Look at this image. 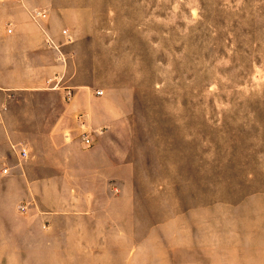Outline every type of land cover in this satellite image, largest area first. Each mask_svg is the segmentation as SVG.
<instances>
[{"label": "rangeland", "instance_id": "1", "mask_svg": "<svg viewBox=\"0 0 264 264\" xmlns=\"http://www.w3.org/2000/svg\"><path fill=\"white\" fill-rule=\"evenodd\" d=\"M27 3L60 18L75 82L126 124L95 168L39 170L25 200L0 175V264H264V0ZM7 100L14 118L60 109Z\"/></svg>", "mask_w": 264, "mask_h": 264}, {"label": "crops", "instance_id": "2", "mask_svg": "<svg viewBox=\"0 0 264 264\" xmlns=\"http://www.w3.org/2000/svg\"><path fill=\"white\" fill-rule=\"evenodd\" d=\"M35 10L44 11L47 19L34 21L31 13ZM59 20L45 9L31 7L27 0H0V175L13 183L21 200L27 198L30 188L48 185L39 177L58 175L68 162L87 160L81 168H95L97 156L103 154L95 144L98 137L108 140L115 129L126 124L115 119L111 94L100 90L103 94L98 95L94 83L75 82L71 64L77 44L69 30L58 26ZM68 89L73 95L65 102ZM34 93L55 97L60 109L45 111L47 115L40 121L21 114L14 118L7 98ZM15 129L34 131L22 135ZM85 132L92 147L83 142ZM21 148L28 151V158L20 157ZM39 170L43 172L37 178Z\"/></svg>", "mask_w": 264, "mask_h": 264}, {"label": "built area", "instance_id": "3", "mask_svg": "<svg viewBox=\"0 0 264 264\" xmlns=\"http://www.w3.org/2000/svg\"><path fill=\"white\" fill-rule=\"evenodd\" d=\"M31 17L34 21L39 22V21L46 20L47 14L44 11L35 10L31 13ZM8 32L11 33V30H9ZM68 41H71V38H68ZM97 94L102 95L103 92L99 91V92H97ZM83 142L87 147H90L92 145V140L86 132L83 134ZM19 155L22 159H26L29 156L28 151L25 148H21ZM3 172L7 173L8 170L5 169Z\"/></svg>", "mask_w": 264, "mask_h": 264}]
</instances>
